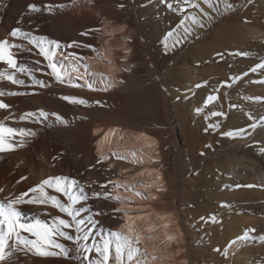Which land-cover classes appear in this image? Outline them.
Returning a JSON list of instances; mask_svg holds the SVG:
<instances>
[{"label": "bare ground", "instance_id": "obj_1", "mask_svg": "<svg viewBox=\"0 0 264 264\" xmlns=\"http://www.w3.org/2000/svg\"><path fill=\"white\" fill-rule=\"evenodd\" d=\"M242 2V0H232V3L237 4L235 10H240L242 8L239 7V4ZM30 3H37L40 6L44 4H72V0H0V39H11V30L20 26L26 31H32L34 34L46 35L50 39L59 40L65 45L75 40L82 44L91 43L97 47L98 44L95 38L99 32L86 36H81L80 34L93 28H104V30L113 28L116 24H121L125 17H129V20L132 22H141V16H143L145 19L143 21L145 23H143L144 26L133 28L130 33L132 39L128 41L124 39H119L118 41L110 40L109 37L113 32H107V40H105L106 42L103 45V53L107 59L105 62L103 59H93L90 62L92 68L96 72H103L106 75L114 77L115 80L118 81L120 77H116L115 73L118 69H121V67H118L111 61L114 60V55L116 54L114 47L120 46L127 49L129 48L127 51L128 53H133L135 57L133 60H140L151 77L154 76V68L159 67L161 75L166 78V85L179 90V92L175 91L171 98L174 101L176 113L178 116L192 118L191 120L197 118L195 114L196 109H194L193 106L199 103V93L203 89L214 87V84L216 85L217 83L214 82L215 80L218 81L216 85L218 87L222 81H229L230 76L240 75L257 63L264 61V0H252L251 4L245 6L244 12L242 11L243 14L239 15L237 19L240 21V23L237 24L239 25L238 28L233 26L235 24L232 22L233 20L231 22L227 21L226 24L220 23L216 26L214 34L210 38L211 43L222 42V38H224L226 41V43L223 42L224 46H235L238 48L237 53H248L247 56L235 54L231 72L228 75H223L224 73L215 72V69L200 65L199 62L202 59L201 55H197L194 65L187 66L188 59L197 52L195 49L196 46L201 45V43L205 41V30L213 26L216 21L224 15V12L219 15H213L214 19L211 21L206 20L203 31L200 30V27L192 25L194 30L185 36L183 28H176L183 14L174 11V16L172 15L169 20H178L174 28L176 29V34L172 37H167V35L163 37L161 36L162 34H160L161 37H158L156 34H159L158 31L161 29L156 26L157 22L154 20L155 16L157 14L165 16L171 14V11L167 9L164 4H161L160 0L157 2H155V0H125V9L123 11L117 9L106 10L100 7L98 5V0H96L94 4L91 5L90 10L82 11L81 17L69 15L58 9L52 12L53 15H50L51 12L47 11L26 14L27 5ZM204 10L206 11V9ZM188 11H193V9H189ZM95 12H98L101 17L105 16L104 19L96 16ZM244 18H249L250 21H242ZM127 26H129L128 29L123 26L117 27V29H123V34H127L131 30V26L129 24ZM168 30L169 29H165L163 34L167 33ZM156 38H159L158 43L156 42ZM177 39H179L178 43L176 42ZM166 40L168 44L167 48H165ZM143 43L146 45V52L143 50ZM67 51H75L86 57L91 56L93 53L90 49L83 47L67 49ZM32 56L36 55L34 53L25 54L24 58L31 62ZM102 61L104 63H102ZM108 61L112 63L110 64ZM2 67L4 66H0V69H2ZM262 71H257L255 73L249 72L247 77H243L241 80L237 81L231 88H220L219 96L221 100L234 101V103L241 105L242 108L247 111L246 119L248 120L244 122L243 125H249L253 122L249 119V113L257 120L260 117H264V100L245 99V97H264V83L259 82L264 80ZM21 78L26 80L25 86H18L7 81H0V89L31 92L32 88L29 87L31 81L24 76H21ZM205 80L208 81L206 86L199 89L195 87L196 84L203 83ZM65 82L72 85L75 84L76 86L84 84L83 81L74 77L71 81L66 78ZM93 83L96 89H101L103 87L98 80L94 79ZM52 85L61 87V83L53 82ZM37 87L39 86H36L35 90L38 89ZM225 93L227 95H225ZM28 96L29 95H6L0 97L12 106L9 110H0V120H3L4 116L8 115L9 112L19 116L27 111L41 109L40 104L39 106H34L28 99ZM177 97H179V99H177ZM184 97L189 98L190 101L188 103H190L189 106H191V108L188 107V103ZM42 106L49 107V105L43 104ZM50 118V124H48L50 126L48 128L44 127L42 124H34L31 121L22 122L16 120L7 122L13 127L32 128L36 130L38 134L36 137L32 138L30 143L23 149H18L10 153H0V187L6 188L4 195H7L9 192L18 194L27 191L28 188L39 184L41 180L49 176L63 175L76 178L85 186L91 184V188L86 187L85 189L89 195V200L81 201L77 207L82 205L85 209L90 206L93 211L103 210L106 215L98 216L96 219L100 221V225L103 228L113 230H126L127 217L124 213L127 212L128 216H131L133 220H135L134 227L136 230L144 237L141 241V247L147 249L149 258L153 253L157 257H160V259L157 260L149 259V264H188V262L189 264H202V262L208 261L212 255L214 258L217 257L216 254L212 252L209 241H203L198 245L196 250L198 254L197 257H194L190 248L186 254H183L182 249L185 247L182 243L184 241V233L178 221L177 213L169 209L168 203L165 204V201L161 206L156 205V202L160 200V196L163 194L162 191L167 184L165 173L161 167L163 152L160 139L147 129L121 127L118 126L119 124L117 123H104L105 126L100 127L101 123L98 125L97 122L92 120L75 123L77 126H75V129L68 128V130H62L59 128L62 124L56 123L54 117ZM66 120L72 121L70 118ZM188 120L189 119L183 118V133L185 134V139L192 143L196 141V136L194 131L189 127ZM20 124L22 126H20ZM96 125H98V127L94 130V134L92 135V127ZM110 130H116L115 135H112ZM248 131L252 134H261L264 137V126H258L255 130L249 129ZM106 133L109 134L107 140L104 139ZM94 141H96L95 149H97L98 153H103L104 155L112 151L121 153L127 157L126 159H122L124 167H132L133 169L129 172L119 174L117 169L106 166L104 162L97 164L96 161L99 158H97L93 152L94 147L92 144ZM254 141L256 142V139H254ZM101 142H103L102 148ZM148 145L151 146L149 147ZM256 149L258 148L249 147L245 150L248 156H250L252 153L255 154ZM132 151L136 152V159L140 162H132L133 157L129 155ZM234 151L237 152V148L234 149ZM108 156L112 160H116L111 154ZM219 156L220 155L217 157ZM248 156H246V159L249 160L250 158H248ZM236 158L239 157L236 156ZM256 159L259 163L264 165V156H257ZM242 160L244 159L240 160L241 163H243ZM245 164L246 163H243L244 168L246 167ZM93 165H95V167H92ZM226 170L228 171V168H226ZM236 174L238 178H240L239 175H244V171H238ZM246 174L251 175L250 172ZM22 176L27 177V179L21 180ZM112 178H115V181H119L122 184L132 186L127 190L124 187L113 190L114 195H120L125 198L123 202L116 200L107 201L103 198L97 199L91 196L92 191H101L99 186L101 184H106L107 181ZM17 181H20V183H17ZM243 182L245 184L250 183L249 180H244ZM48 191L51 192L50 189ZM136 191L143 193V195H135ZM244 194L253 198H258L260 200V205L264 207L263 189L247 190ZM128 197L131 199H127ZM62 199L66 198L62 197ZM108 202L111 204L117 202V209H122V211H120L122 214L120 215L118 212H113V215H110L108 212ZM111 207L113 206L111 205ZM22 208L26 217H31L33 213L43 214L44 211L41 206L29 205L22 206ZM48 211L52 214H59L50 207ZM82 215H87V211L82 213ZM137 217L142 219H136ZM149 229H151V232L148 231ZM148 236L154 238L148 239ZM168 236H173L175 239L169 241L167 239ZM213 239L214 238H211V240ZM65 243L70 247L72 246L70 242ZM9 251H11V249H9ZM180 252L181 255H178ZM239 253L242 254L241 256L246 257L237 255L239 256L236 259L238 264L245 263L247 258L251 257L248 247L242 249ZM228 263L229 262L223 263V260L219 259L217 264ZM0 264H82V258L81 260H69L64 257H40L32 253L25 254L24 252H13L6 261L0 262ZM83 264H86V262H83Z\"/></svg>", "mask_w": 264, "mask_h": 264}, {"label": "rangeland", "instance_id": "obj_2", "mask_svg": "<svg viewBox=\"0 0 264 264\" xmlns=\"http://www.w3.org/2000/svg\"><path fill=\"white\" fill-rule=\"evenodd\" d=\"M157 1L155 0V2ZM228 2L232 3V0H228ZM98 3L100 7L106 10L117 9L123 11L125 9V0H98ZM93 4L94 2L88 3V0H79L75 6L64 3L66 7L58 10L72 16L81 17L82 11L90 10ZM121 4L124 5L123 8L119 7ZM202 7L214 16L219 15L206 5L202 4ZM244 9L245 7H242L240 10L234 9L224 12V15L213 26L206 29L205 41L196 46L197 52L188 59L187 66L194 65L197 55H201L200 65L215 69V72L224 73L223 75H228L231 72L232 62L238 48L224 46V43H226L224 38L219 43H211L210 38L213 36L216 26L220 23L226 24L227 21L231 22L233 20L232 22L235 23L233 26L238 28L239 25L237 24L240 21L237 19L239 15L243 14ZM170 11L171 14L169 15L157 14L155 16L156 26L161 29L158 31L159 34H156L158 37H165L169 31L175 28L176 22H178V20H169L172 15L174 16V10ZM95 14L101 17L98 12H95ZM50 15H53L52 12ZM104 17L101 18L104 19ZM141 17V22H132L129 17H125L121 24H116L113 28L106 30L103 28V31L99 32L98 37L95 38L98 44L96 48L103 51V45L107 40V32H113L109 37L113 41L132 39L130 35L132 29L137 26L143 27L145 24L143 22L144 17ZM242 21L248 22L250 19L244 18ZM128 24L131 26V30L127 34H123L124 30L117 29V27L122 26L128 29ZM165 29L169 30L163 34ZM203 29L200 27L201 31ZM160 34L162 35L160 36ZM156 39L158 43L159 38ZM143 48L146 52L145 43H143ZM114 49L116 54L114 60L111 61L121 67L115 75L120 77L118 81L122 82L115 83L108 91H102L99 88L90 90L83 84L76 86L64 82L60 85L61 87L54 85L51 88L37 87L36 92L38 94H30L28 99L34 106L40 104V108L45 111L57 112L65 119L70 118L72 121L59 126L62 130L75 129L77 127L75 123L92 120L97 122L98 125L101 123L100 127H104V123H117L121 127L143 128L150 131L161 141L163 152L161 167L165 173L167 183L156 205L161 206L165 201V204L168 203L169 209L177 213L178 221L184 233L182 243L185 247L182 249V253L186 254L190 248L194 257H197L198 245L203 241H209L211 250L217 257L214 258L212 255L208 261L202 262V264H217L219 259H222L223 263L238 264L236 262L237 257H246L241 256L242 254L239 251L247 247L250 249L251 257L241 264H264V240L260 239V236H264V207L260 205L258 198L244 194L247 190H264V165L256 159L257 156H264V152L261 151V148H264V137L257 133L251 134V136L235 137H227L221 134L226 131L247 128L248 124L243 125L248 120L246 119L247 111L234 101L220 99L214 105H209L203 113L195 112L197 115L195 120L178 116L174 101L171 98L173 93L175 91L179 92V90L166 85V78L161 75L159 67L154 68V76L151 77L140 60H133L135 57L132 52H129V54L126 51L127 48L119 46L114 47ZM217 53H223V57L217 56ZM95 55L96 53L93 52L91 56L87 57H95ZM36 59L42 60V67L46 66L47 62H44L42 58L38 56L31 57L32 61ZM103 61L105 62V60ZM103 61L102 63H104ZM125 68H128L129 71L122 70ZM36 75L40 79H51L40 73H36ZM214 82L218 83L216 80ZM216 85L214 84V87L208 89L205 88L202 90L203 92L199 93V103L193 106L194 109L203 106L204 99L213 92V88L217 87ZM63 95L82 97L88 100L89 103L86 105L71 104L60 98ZM185 99L187 103L190 101L187 97ZM95 101H100V103L97 104ZM42 104L49 105V107L42 106ZM189 105L190 103H188V107L191 108ZM230 105H237V107L233 108ZM210 111H222L226 113V117L208 116ZM183 118L189 119V127L196 136L195 142L190 143L185 139ZM50 119L42 125L48 128ZM217 122L220 124L218 129L208 128L209 124ZM46 124L48 126H45ZM98 125L92 127V135ZM20 126L22 125L20 124ZM206 128L207 131H205ZM254 139H256V142ZM95 143L94 141L93 147ZM249 147H257L258 149H256L255 154L252 153L248 156L245 149ZM236 148L237 152L234 151ZM93 152L98 158L94 150ZM218 155L220 156L217 157ZM236 156L239 158H236ZM246 156L250 159H246ZM241 159H244L242 161L246 163L245 168L243 163L240 162ZM103 162L106 166L117 169L119 174L133 169L132 167H124L122 159ZM226 168H228V171ZM238 171H244V175H239L240 178L236 174ZM247 172H250L251 175H247ZM244 180H249L250 183L245 184ZM111 181H115V178H112ZM247 185H253V187H246ZM107 191L113 194V186L109 185ZM222 204L226 206H221ZM113 209H117V202L108 204L110 215H113ZM211 216H215V222L210 219ZM246 228L257 230L256 233L252 234L255 238L246 243L237 242V244H233L229 248L228 256L225 257L223 255L225 247L229 245L230 241L240 236ZM210 237L214 239L211 240ZM217 249H220V251H217ZM178 255H181V252Z\"/></svg>", "mask_w": 264, "mask_h": 264}, {"label": "snow or ice", "instance_id": "obj_3", "mask_svg": "<svg viewBox=\"0 0 264 264\" xmlns=\"http://www.w3.org/2000/svg\"><path fill=\"white\" fill-rule=\"evenodd\" d=\"M79 0H72L75 6ZM94 0H88V3H93ZM167 9L182 13L183 16L176 26L177 29L183 28L185 36L190 34L194 29L192 25L203 28L205 21L214 19L210 12L204 10L203 5L212 9L217 14L232 11L237 7V4L230 3L228 0H160ZM252 0H243L239 7H245L251 4ZM64 4H44L43 6L37 3H30L27 5V13H41L43 11L53 12L56 9L64 8ZM119 7L123 8L121 4ZM193 9V11H188ZM190 22V23H189ZM103 23V22H102ZM123 29H121L122 31ZM103 28L88 29L81 33V36H86L96 32H102ZM176 34V29L169 31L167 37H172ZM9 38L0 39V81H7L13 85L25 86L26 80L21 76L27 77L31 84V92H20L0 89V97L3 96H19V95H35L36 86L39 88H50L52 83L63 84L66 78L71 81L74 78L84 82L90 90H95L93 80H98L103 87L102 91H108L117 82L114 77L106 75L103 72H96L90 63V60H106L107 57L103 51L97 49L91 43L82 44L73 40L69 44H62L61 41L50 39L46 35H37L32 31H26L18 26L11 30ZM179 42V39L176 41ZM87 48L95 52V57H86L78 54L75 51H67L73 48ZM168 47L167 40L165 41V48ZM127 51V49H126ZM35 54L46 61V66L42 67V60L36 59L29 62L25 59V54ZM241 56H247L248 53H237ZM217 56L223 57V53H217ZM108 63H112L108 61ZM47 69V70H46ZM129 71L128 68L122 69ZM264 70V61L257 63L248 71L240 75H232L229 81H222L221 84L213 89V92L207 95L203 101V106L196 108L197 113H203L209 105H214L219 101L220 88H231L237 81L243 77H247L249 72L255 73ZM36 73L51 78L50 80L37 78ZM264 74V71H262ZM255 82V81H254ZM264 83V80L259 81ZM208 84L205 80L203 83L195 85L197 89ZM225 95H227L225 93ZM62 100L71 104L86 105L88 100L71 95H63ZM179 99V97H177ZM245 99L264 100V97H245ZM99 104L100 101H95ZM235 108L237 105H230ZM11 105L6 103L4 99L0 98V110H9ZM208 116L211 117H226V113L222 111H210ZM249 119L253 122L247 128H240L236 130L226 131L221 133L227 137L235 136H251L248 129L255 130L258 126H264V117L258 120L250 113ZM50 117L55 118L56 123H69L63 116L57 112H48L44 109H37L35 111H27L19 116L9 112L5 115L3 120H0V153H10L18 149H23L31 139L36 137L38 132L32 128L13 127L8 121H31L34 124H45ZM207 118V117H206ZM45 126H48L47 124ZM220 124H209L208 128L213 130L218 129ZM208 129L206 128L205 131ZM116 130H110L112 135H115ZM109 134H105L104 139L107 140ZM143 135V134H141ZM149 147L151 145H148ZM103 142H101V148ZM264 152V148H261ZM133 157L132 162H140L136 159V152L129 153ZM111 156L118 160L126 159L127 157L115 151L111 152ZM109 159V156L101 154L96 161L100 164ZM92 167H95L93 165ZM111 167V166H110ZM142 175V173H141ZM27 177L22 176L21 180H26ZM20 183V181H17ZM108 185L113 186V190L124 187L126 190L132 186L122 184L119 181H107L106 184H101L99 187L101 191H92L93 198H103L105 200H116L123 202V197L120 195H113L107 191ZM15 187V186H13ZM86 187L91 188V184L85 186L76 178L58 175L49 176L27 189V191L15 193L9 192L4 195L6 188L0 187V262L6 259L13 252H24L25 254L32 253L40 257H64L69 260H81L86 264H149V259L157 260L154 253L149 258V253L146 248L141 247V241L144 239L142 234L134 227L135 220L128 213L124 215L127 217L126 230L105 229L100 225V221L96 219L98 216L106 215L103 210H96L89 206L85 209L82 205L77 207L81 201H88L89 195L86 192ZM239 187V185H238ZM253 187V185H247ZM51 190L49 192L48 190ZM135 195L142 196L143 193L136 191ZM66 198V199H62ZM127 199H131L128 197ZM41 206L44 211L43 214L33 213L31 217H26L22 206ZM221 206H226L222 204ZM49 207L56 210L59 214H52L48 211ZM87 211V215H82ZM122 209H113V212H120ZM136 219H142L137 217ZM204 219L203 217L201 218ZM210 219L215 222V216ZM151 232V229L148 230ZM255 228H246L240 236L229 242V245L223 250V255L228 256L229 248L237 242L246 243L255 237L252 235L256 233ZM154 237L148 236V239ZM169 241L175 239L173 236H168ZM264 240V236H260ZM11 242V243H10ZM70 242L71 247L67 243ZM11 249V251H9ZM220 251V249H217Z\"/></svg>", "mask_w": 264, "mask_h": 264}, {"label": "water", "instance_id": "obj_4", "mask_svg": "<svg viewBox=\"0 0 264 264\" xmlns=\"http://www.w3.org/2000/svg\"><path fill=\"white\" fill-rule=\"evenodd\" d=\"M121 214V212H119Z\"/></svg>", "mask_w": 264, "mask_h": 264}]
</instances>
